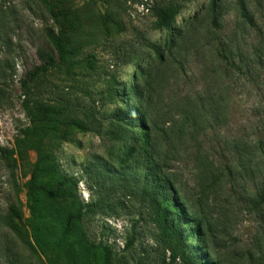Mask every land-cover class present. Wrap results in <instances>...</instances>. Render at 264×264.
Instances as JSON below:
<instances>
[{"label": "rangeland", "instance_id": "obj_1", "mask_svg": "<svg viewBox=\"0 0 264 264\" xmlns=\"http://www.w3.org/2000/svg\"><path fill=\"white\" fill-rule=\"evenodd\" d=\"M168 6L177 12L170 30L158 16ZM48 28L62 36L65 59L37 88L31 80L29 97L66 103L71 113L93 120L92 130L33 121L24 109V81L43 67L39 54L58 60ZM148 76L147 122H137V92ZM186 104L215 105L228 116L181 131ZM147 128L189 211L178 195L182 209L164 208L163 194L150 192L159 178L146 179ZM257 136L258 168L247 172L233 141ZM260 140L264 0H0V264H48L6 225L12 206L53 244L64 239L66 262L82 252L66 230L71 225L95 246L90 264H106L101 243L111 248V264H182L168 246L182 210V233H190L185 243L202 264H264ZM64 176L77 182L75 194L46 196L43 188L53 190ZM88 206L93 211L78 220L76 210Z\"/></svg>", "mask_w": 264, "mask_h": 264}, {"label": "trees", "instance_id": "obj_2", "mask_svg": "<svg viewBox=\"0 0 264 264\" xmlns=\"http://www.w3.org/2000/svg\"><path fill=\"white\" fill-rule=\"evenodd\" d=\"M43 3H48V0H40ZM176 10L172 7H163L158 10V16L160 19L161 26H164L166 29L170 30L173 28V20L176 16ZM248 20L252 22V18L248 17ZM46 37L49 42L54 47L58 60L48 52L42 51L39 54V57L43 63L42 68H38L31 74L30 81H24V87L26 88V98L24 100V109L27 112L28 116L33 120L36 121L37 119H52V120H59L62 123H69L76 125L84 130H92L94 122L93 120H84L76 116L75 114L71 113L67 108V104L61 102L59 103H52V104H45L41 98H36V100H32L29 97V88L31 80L34 81V88H37L38 85L41 84L43 78H45V73H49V71L61 66L65 59L66 49L64 45L63 38L60 34L55 32L53 29L48 28L45 31ZM174 37V35H171ZM220 55H223V51L220 50ZM152 76H148V78L144 81V85L142 86L140 92H137L138 97H140L142 105L139 112H134L133 114L136 117V121H144L147 122V109L145 106L147 103L149 104V94H147V89L151 87L152 83ZM116 95V94H113ZM38 99V100H37ZM144 104V105H143ZM193 106V107H192ZM227 110V109H226ZM98 111V110H96ZM180 115L182 117V124H181V131H184L187 126L193 127L198 126V128L204 127L205 122L207 121L208 117H215L226 118V112L224 109L221 110L220 107H215L212 105L209 109L205 110L199 106H194L192 104H186L180 107ZM149 122V121H148ZM152 123L151 125L155 126L154 122L150 120ZM127 123V122H126ZM148 125V124H147ZM121 125L115 131L116 138L122 137V133L120 131ZM156 127V126H155ZM154 127V128H155ZM183 129V130H182ZM194 131V130H193ZM26 132V138L27 134ZM151 133L147 130L144 132L145 141L148 144L144 147V153L146 154L144 165L146 166V179L149 181L156 179L154 176H157L159 179L156 181L155 185L152 186L150 192L154 193H162L163 199L161 200L163 207H171L176 209H182V204L186 205V211H189V201L186 198L185 193H180V190L176 187L175 182L173 180L172 174L165 170V164L162 160H158L156 156L160 159L161 152H159V148L157 149L156 144L151 140ZM24 142V140H22ZM264 145V140H260L259 142V149H262ZM233 148L239 152V163L242 168L249 172L253 170V165L258 168V136L253 140L248 139H239L233 141ZM135 148L131 149L133 152ZM8 165L9 167H13L16 165V158L13 155V152H9L7 155ZM38 170V168L36 169ZM35 171V170H34ZM36 173L33 172V180L36 179ZM151 178V179H150ZM124 179V178H120ZM148 183V182H146ZM154 187V188H153ZM77 189V182L69 176H64L60 178L57 182L56 187L51 189L43 188L44 194L49 198H63L68 196H73L75 194V190ZM146 190V189H145ZM33 193V192H32ZM33 194L30 193V196ZM177 195L181 200L182 204L177 202ZM264 195V193H263ZM181 206H180V205ZM178 205L180 207H178ZM93 208L88 206L86 210L83 207H79L75 212V217L78 220H81L83 216L91 211ZM179 211V210H177ZM181 211V212H180ZM179 215L171 226L174 230L173 234V242H169L168 246L170 247L171 257L172 259L179 258L182 261V264H202L194 255L188 250V247L185 243L187 237H189L190 233L186 236L182 233L183 230V211L180 210ZM194 217V215H192ZM190 219V218H189ZM6 225L17 235L19 236L23 242L32 248L35 251L40 252L42 254L48 264H90L94 262V250L95 247L93 242H91L87 236L85 235L84 231L80 232L79 230L72 228L73 226H68L66 230L72 229L74 235L76 236L77 243L81 245L82 252L76 256H72L69 262H66L61 254V247L64 243L63 238H59L55 244L51 242V240H47L46 236L42 232L40 226L34 220H26L23 216V212L21 209L12 206L11 210L6 216ZM200 223V222H199ZM196 226L199 227L198 223ZM191 231V230H190ZM77 234V235H76ZM62 237V236H61ZM99 247L102 248L104 252V257L106 264H111V248L107 244H100Z\"/></svg>", "mask_w": 264, "mask_h": 264}]
</instances>
